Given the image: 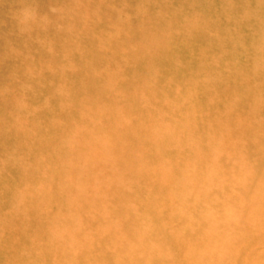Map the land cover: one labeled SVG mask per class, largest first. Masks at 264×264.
<instances>
[{
    "label": "clouds",
    "instance_id": "obj_1",
    "mask_svg": "<svg viewBox=\"0 0 264 264\" xmlns=\"http://www.w3.org/2000/svg\"><path fill=\"white\" fill-rule=\"evenodd\" d=\"M154 2L21 9L44 55L0 84V163L28 264H223L264 221V0Z\"/></svg>",
    "mask_w": 264,
    "mask_h": 264
},
{
    "label": "rangeland",
    "instance_id": "obj_2",
    "mask_svg": "<svg viewBox=\"0 0 264 264\" xmlns=\"http://www.w3.org/2000/svg\"><path fill=\"white\" fill-rule=\"evenodd\" d=\"M72 0H0V84L10 80L14 75L22 73L24 67L33 60L39 61L44 55L38 43V36L44 35L38 29L32 31L22 30L20 23L21 9L33 6L41 15L53 16L51 10L61 7L67 8ZM127 2L135 5L137 0H83L90 4L92 9L100 8L103 28L109 22V17L114 13L109 7L115 3L117 6ZM185 0H155L153 11L157 7L162 9L178 7ZM227 6L231 0H223ZM237 10L243 12L247 0H234ZM221 0H215L219 5ZM253 5L255 0H252ZM47 35L56 39L57 49L61 44V34H57L54 28H49ZM207 37H197L190 45L197 52L207 45ZM87 43V41H85ZM187 56V48L182 49ZM3 106L0 105V112ZM14 141L0 131V154L11 146ZM20 176L15 168L0 163V264H28L27 239L23 226L18 222L10 221L7 213L10 207V199L15 186L19 183ZM223 264H264V221L256 225L254 229H246L238 247L231 251L223 261Z\"/></svg>",
    "mask_w": 264,
    "mask_h": 264
}]
</instances>
